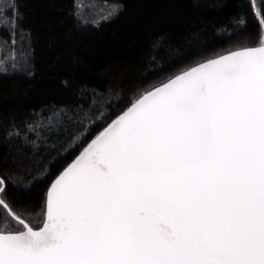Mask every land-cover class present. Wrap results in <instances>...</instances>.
<instances>
[{"label":"snow or ice","instance_id":"snow-or-ice-1","mask_svg":"<svg viewBox=\"0 0 264 264\" xmlns=\"http://www.w3.org/2000/svg\"><path fill=\"white\" fill-rule=\"evenodd\" d=\"M258 19L260 46L177 77L101 133L51 187L43 227L0 231V264H264Z\"/></svg>","mask_w":264,"mask_h":264},{"label":"trees","instance_id":"trees-1","mask_svg":"<svg viewBox=\"0 0 264 264\" xmlns=\"http://www.w3.org/2000/svg\"><path fill=\"white\" fill-rule=\"evenodd\" d=\"M10 1L0 5L2 196L39 226L54 181L97 134L178 74L260 46L264 18V0ZM9 217L0 208V230H20Z\"/></svg>","mask_w":264,"mask_h":264},{"label":"water","instance_id":"water-1","mask_svg":"<svg viewBox=\"0 0 264 264\" xmlns=\"http://www.w3.org/2000/svg\"><path fill=\"white\" fill-rule=\"evenodd\" d=\"M233 53V52H232ZM232 53H228L227 55H224V56H222V57H225V56H228V55H230V54H232ZM204 64H206V63H204ZM204 64H199V65H197V66H195V67H192L191 69H189V70H187V71H185V72H183V73H180V74H178L177 76H175V77H173L172 79H170V80H168V81H166L164 84H162V85H160V86H158V87H156V88H154V89H152V90H150V91H148L147 93H145L144 95H142L139 99H137L130 107H128L121 115H119L116 119H114L103 131H101L99 134H97L89 143H88V145L84 148V150L74 159V161L70 164V165H72L76 160H77V158L78 157H80L81 156V154L82 153H84L85 152V150L91 145V143L101 134V133H103L114 121H116L120 116H122L124 113H126L136 102H138L141 98H143L146 94H148V93H150V92H153V91H155V90H157V89H159V88H162L163 86H165L166 84H168V83H170L171 81H173V80H175L177 77H179V76H181V75H184V74H186V73H188V72H190V71H192L193 69H196V68H198L199 66H201V65H204ZM69 165V166H70ZM68 166V167H69ZM67 167V168H68ZM67 168H65L64 169V171L67 169ZM63 171V172H64ZM62 172V173H63ZM61 173V174H62ZM61 174L57 177V179L61 176ZM56 179V180H57ZM1 180H3V185H1V187H0V199H2L3 201H6L4 198H3V196H2V191H3V189H4V187H5V184H6V182H5V180L3 179V178H1ZM55 180V181H56ZM55 181H54V183H55ZM54 183H53V185H54ZM52 185V186H53ZM51 189V188H50ZM49 195H50V190H49V194H48V198H49ZM48 198H47V201H48ZM7 202V201H6ZM7 204L8 205H10L8 202H7ZM11 211L13 212V213H15V217L12 215V217H14L15 219H17V220H20V219H23L24 220V222H25V225H27V226H29V227H32L33 229H39V228H41V227H43V225H44V223H46V214H45V221H44V223L41 225V226H39V227H35V226H33L26 218H24L23 216H21V215H19L18 213H16L15 211H14V209L11 207ZM1 231V230H0Z\"/></svg>","mask_w":264,"mask_h":264},{"label":"rangeland","instance_id":"rangeland-1","mask_svg":"<svg viewBox=\"0 0 264 264\" xmlns=\"http://www.w3.org/2000/svg\"><path fill=\"white\" fill-rule=\"evenodd\" d=\"M256 1L258 2V0H254V4L256 3ZM0 5L5 8V9H8L11 5V1L10 0H1L0 1ZM0 50L2 51L1 47H0ZM3 53V51H2ZM4 55L8 56L9 54L8 53H3ZM16 212V211H15ZM17 213V212H16ZM20 215V214H19ZM22 216V215H21ZM14 218V217H13ZM13 218L9 217V220L10 222L14 223L15 225L11 228V229H20V230H23L24 229V225H21L19 223V220H12ZM15 221V222H14ZM33 226H36L38 227L42 222H43V219H38L36 221H30L28 220ZM18 231V230H17Z\"/></svg>","mask_w":264,"mask_h":264}]
</instances>
